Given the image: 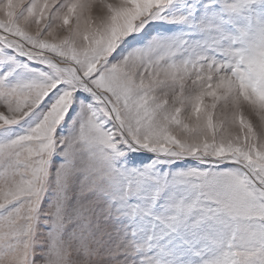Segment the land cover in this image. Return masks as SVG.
Returning a JSON list of instances; mask_svg holds the SVG:
<instances>
[{
    "label": "snow or ice",
    "instance_id": "snow-or-ice-1",
    "mask_svg": "<svg viewBox=\"0 0 264 264\" xmlns=\"http://www.w3.org/2000/svg\"><path fill=\"white\" fill-rule=\"evenodd\" d=\"M0 264H264V0H0Z\"/></svg>",
    "mask_w": 264,
    "mask_h": 264
}]
</instances>
